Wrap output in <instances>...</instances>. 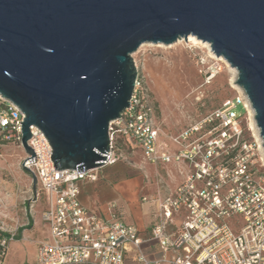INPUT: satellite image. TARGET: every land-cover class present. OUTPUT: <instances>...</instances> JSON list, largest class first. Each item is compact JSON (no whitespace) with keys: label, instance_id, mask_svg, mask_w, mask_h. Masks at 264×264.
<instances>
[{"label":"built area","instance_id":"2783aa9c","mask_svg":"<svg viewBox=\"0 0 264 264\" xmlns=\"http://www.w3.org/2000/svg\"><path fill=\"white\" fill-rule=\"evenodd\" d=\"M181 42L192 51L199 48L189 39ZM195 56L203 84H210L228 66L209 49ZM239 106L244 113L237 111ZM251 109L241 89L181 133L168 134L154 120L139 74L130 106L110 122L109 158L102 167L83 172L56 170L50 141L32 125L28 144L36 158L30 163L32 155L26 153L20 166L37 176L40 191L48 196L42 217L50 230V238L39 242L34 264H126L130 245L135 264H264V146L262 139L247 137L244 123ZM24 117L15 103L0 95V143L12 141L23 148ZM160 135L168 141L160 143ZM126 142L141 148L145 162L174 165L181 177L174 188L154 196L158 210L146 239L135 224L122 219L117 201L99 215L79 199L80 183L99 181L102 169L118 162L120 146ZM169 142L179 150L172 151ZM183 213L176 226V217ZM169 226L175 227L172 232ZM9 233L0 246L6 247L17 235ZM153 241L162 250L157 258L144 250V244Z\"/></svg>","mask_w":264,"mask_h":264},{"label":"water","instance_id":"95a60500","mask_svg":"<svg viewBox=\"0 0 264 264\" xmlns=\"http://www.w3.org/2000/svg\"><path fill=\"white\" fill-rule=\"evenodd\" d=\"M190 35L237 71L264 146V0H0V95L25 114L30 163L36 125L56 170L102 167L139 76L133 52Z\"/></svg>","mask_w":264,"mask_h":264},{"label":"rangeland","instance_id":"374dc122","mask_svg":"<svg viewBox=\"0 0 264 264\" xmlns=\"http://www.w3.org/2000/svg\"><path fill=\"white\" fill-rule=\"evenodd\" d=\"M177 42L170 45L144 42L133 52L139 74L144 81L147 99L154 110V120L167 133L178 132L221 106L226 99L235 96L239 91L235 86L237 71L235 70V75L230 64L210 84H203L195 54H207V47L198 43L199 48L192 51L185 42ZM237 111L244 113L241 106ZM250 123L248 116L244 123L247 137L255 138ZM25 154L24 148L18 143L12 141L0 143V230L4 229L2 231L16 232L24 221L28 222V217L35 207L32 177L20 166L21 158ZM119 154L120 159L117 163L101 171V179L106 182L97 183L103 187L110 185V192L107 195L111 199L121 197L125 191L123 186H116L115 183L128 179L139 178L140 185L149 186L151 191L158 192L162 188L164 170L160 165L145 162L137 145L123 143ZM169 178L170 181H174L173 175ZM44 197L48 198L47 194L42 193L41 198ZM125 200L129 204L135 202ZM177 221L180 223L182 219L177 218Z\"/></svg>","mask_w":264,"mask_h":264},{"label":"crops","instance_id":"0c3cea01","mask_svg":"<svg viewBox=\"0 0 264 264\" xmlns=\"http://www.w3.org/2000/svg\"><path fill=\"white\" fill-rule=\"evenodd\" d=\"M189 125L181 128L178 132H168V134H179ZM165 141H168L166 136L160 135L159 142L161 143ZM169 144L172 151L179 150V146L176 144L172 142H169ZM141 153L143 156L142 150ZM149 164L154 165L152 163ZM160 166L164 170V174L162 175V188L159 189V191L166 193L169 189L174 188L181 181V177L174 165L162 164ZM169 173L174 176V181H170L168 175ZM31 177L33 180L32 175ZM101 182L106 181L100 179L97 182L82 181L80 183L79 199L81 203L84 206L96 211L99 215H105L108 205L112 201H117L122 219L126 223L135 224L139 229V236L141 238H149L152 228L155 224V213L158 210L157 203L153 201V198L157 192L155 190L151 191L149 186L145 187L143 184L140 185L139 178L128 179L115 183L116 186L124 187L125 191L123 195L119 197L121 199H111L107 195V193L110 192V185H104V187L97 185V183ZM38 193H40V195L36 198L33 191V202L35 207H33L32 213L28 217V222L24 221V223L18 227V229H16V237L14 239H9L6 247L0 246V260L3 262V264H34L37 260L39 242L41 240L50 238L49 226L44 222L42 217L43 212L49 205V201L47 197L41 198L42 193L44 192L40 191V188ZM144 197H147L148 200L144 201ZM125 199H128V201L133 200L135 202L129 204V202H127ZM183 217L184 213L176 217V226H179L182 223H179L177 218H181L183 221ZM174 228V226H169L168 231L172 232ZM9 237L10 233L8 231L0 230V243L3 239ZM144 250L145 253L152 258L159 257L162 252L160 244L154 241L145 243ZM135 260L136 255L132 250V246L130 245L129 250L126 253V264H135Z\"/></svg>","mask_w":264,"mask_h":264},{"label":"bare ground","instance_id":"6f19581e","mask_svg":"<svg viewBox=\"0 0 264 264\" xmlns=\"http://www.w3.org/2000/svg\"><path fill=\"white\" fill-rule=\"evenodd\" d=\"M188 39H189L190 42H193L195 44L201 43L203 46H205V47H207L209 49V51L211 52L212 55L215 56V53L212 51L211 46H210V44L208 42L202 41L201 39H199L195 35H190ZM181 41H182V39H179L177 43H180ZM159 45H161V44L159 43ZM220 57H222V56H220ZM222 59L228 64V66H230L225 58L222 57ZM230 68L233 70L234 74L236 75L235 69L233 67H231V66H230ZM235 86L241 91V88L239 86H237V85H235ZM250 112H251V114H250V120H251L250 127L253 129L252 131L254 132V136H256L258 138V140L261 142V137L259 135V130H258V127L256 126L255 120L253 118L254 117L253 110L251 109ZM262 149L264 150V147H262Z\"/></svg>","mask_w":264,"mask_h":264}]
</instances>
